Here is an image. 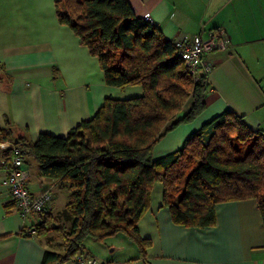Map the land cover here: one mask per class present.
Listing matches in <instances>:
<instances>
[{"label":"trees","instance_id":"obj_1","mask_svg":"<svg viewBox=\"0 0 264 264\" xmlns=\"http://www.w3.org/2000/svg\"><path fill=\"white\" fill-rule=\"evenodd\" d=\"M54 9L57 22L97 60L107 86L138 85L142 94L105 98L66 136L40 133L34 142L17 140L39 176L69 190L60 215L68 227L55 229L64 252L46 250L40 264L75 261L85 239L103 241L119 233L144 253L149 242L138 235L137 223L154 183L162 185V205L175 225L211 227L217 204L253 199L264 227V133L228 109L180 148L154 159L153 148L167 133L205 110L207 74L191 75L174 42L138 17L127 0H54ZM2 153L5 165L9 150ZM44 226V220L36 226L38 235Z\"/></svg>","mask_w":264,"mask_h":264},{"label":"crops","instance_id":"obj_2","mask_svg":"<svg viewBox=\"0 0 264 264\" xmlns=\"http://www.w3.org/2000/svg\"><path fill=\"white\" fill-rule=\"evenodd\" d=\"M1 1L11 14L7 29L0 31V133L6 141L34 142L40 133L66 136L90 119L105 98L142 94L138 85L107 86L97 60L66 26L36 14L33 27L27 19L30 8L21 22L29 28H23L14 23L22 1ZM127 1L138 17L148 12L151 22L171 41L199 33L206 38L209 32H221L230 41L228 49L203 56L210 64L205 110L193 122L167 133L154 146V159L180 148L192 132L228 109L242 116L249 129L264 133V62L256 53L264 50V0ZM4 160L0 151V264H40L44 251L55 252L52 247H62L61 241L50 233L37 234L43 214H20L9 196ZM23 169L32 196L52 195L47 213L55 215L56 192L64 185L39 176L36 162L29 157ZM162 198V185L154 183L148 208L137 223L138 235L149 242L144 253L120 233L103 241L85 239L82 253L103 264H264V227L253 199L219 203L214 225L194 228L175 225ZM27 229L35 234L26 233ZM109 239H116L118 245L107 251Z\"/></svg>","mask_w":264,"mask_h":264},{"label":"built area","instance_id":"obj_3","mask_svg":"<svg viewBox=\"0 0 264 264\" xmlns=\"http://www.w3.org/2000/svg\"><path fill=\"white\" fill-rule=\"evenodd\" d=\"M142 18L151 22L148 12ZM174 42L176 53L183 60L191 75L208 74L210 64L203 56L214 50H225L229 48V38L221 32H209L206 38L202 35L193 34L189 37L177 39ZM9 150L8 159L5 163L6 184L8 186L11 201L18 207L22 216L31 214H43L49 210L52 202V195L44 192L37 196H32L27 187L28 174L23 169V157L20 147L12 141L0 142V151ZM28 234H35L34 229H27ZM76 264H103L91 256L80 252L76 259Z\"/></svg>","mask_w":264,"mask_h":264},{"label":"rangeland","instance_id":"obj_4","mask_svg":"<svg viewBox=\"0 0 264 264\" xmlns=\"http://www.w3.org/2000/svg\"><path fill=\"white\" fill-rule=\"evenodd\" d=\"M21 1H22V4H20ZM2 2L3 1L0 0V31H4L7 29V23H8V21H10V15H11L10 14V7L7 6L6 3H4V2L2 3ZM18 2L20 4V10L19 11H22V12H17L14 14V23L17 22L16 24L23 26V28H26L29 26L27 22L26 23H21V22L24 21L23 14L25 12H28L30 8L33 11L31 14L30 13L28 14L27 19H30V21L33 23V27L37 25V21L34 19L36 14L44 17L46 20L50 17L51 19L54 20V22L59 24L57 22L56 15H55L54 0H18ZM263 6L264 5H262V7ZM34 10H35V14H34ZM8 25H10V24H8ZM63 26H65V25H63ZM256 53L259 55V59L262 60V62H260V63H263L264 62V50L256 49ZM263 71H264V69H263ZM262 87H264V80L262 82ZM56 194H57V196H56V200L54 203V210L53 211L57 215L56 214L55 215H48L45 213L46 215L44 214L45 217H43V220L45 221V226L41 229L40 232H41L42 236L50 233L54 237V239H56L57 241H59V240L62 241L60 239L61 234L59 232H56L55 229L56 230L58 229V230H60V232H62L63 230H66L68 227V222L63 217H61L60 215L62 214V211L65 208V205L68 201L69 190L67 187L64 186L62 189H59L56 192ZM115 240L116 239H109L106 241L107 245L109 246V247L105 248L107 251H110L112 249V247L118 245V243ZM112 244H113V246H110ZM52 248L54 249L55 252L56 251L61 252L63 249L59 244H55Z\"/></svg>","mask_w":264,"mask_h":264},{"label":"water","instance_id":"obj_5","mask_svg":"<svg viewBox=\"0 0 264 264\" xmlns=\"http://www.w3.org/2000/svg\"><path fill=\"white\" fill-rule=\"evenodd\" d=\"M14 142L17 143V140H15Z\"/></svg>","mask_w":264,"mask_h":264}]
</instances>
